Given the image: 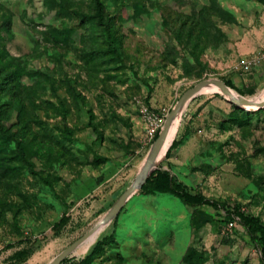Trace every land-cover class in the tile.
I'll return each mask as SVG.
<instances>
[{"label":"rangeland","instance_id":"1","mask_svg":"<svg viewBox=\"0 0 264 264\" xmlns=\"http://www.w3.org/2000/svg\"><path fill=\"white\" fill-rule=\"evenodd\" d=\"M101 1L107 29L93 0H0V264H49L105 216L156 140L148 113L163 126L206 80L246 99L264 91V0ZM230 100L204 93L184 105L153 171L264 222V108ZM227 224L222 208L138 189L62 263L114 231L90 264H261L240 224Z\"/></svg>","mask_w":264,"mask_h":264},{"label":"trees","instance_id":"2","mask_svg":"<svg viewBox=\"0 0 264 264\" xmlns=\"http://www.w3.org/2000/svg\"><path fill=\"white\" fill-rule=\"evenodd\" d=\"M94 10L96 14V19L101 26H105L107 29V23L103 20V4L101 0H93ZM228 85V83L226 84ZM239 112L244 114H251L243 110ZM257 114L262 112V109L256 111ZM158 133L154 138H157ZM174 144L170 147L166 154V158L169 157L171 150L174 148ZM141 191H145L147 194H169L177 199H179L185 206L195 209L203 206H209L217 210L222 208L225 213V217L228 219V223L235 221L239 223L240 226L245 230L248 237L249 243L256 250L259 251L261 256V264H264V222H262L258 217L253 214L243 211L239 205L232 204L231 206L224 204H218L213 201L207 200L201 194H190L186 189L176 181V178L170 173L169 170L162 169V166L158 167L151 175L147 178L146 182L141 188ZM66 224V219L61 218L53 227L54 233L59 232L63 226ZM114 241V231L109 235L105 236L103 239L99 240L91 249L89 254L84 257L81 261L76 264H90L92 258L99 252L100 247L103 244H111ZM28 253H20L19 257L25 258ZM189 255H194V253H189ZM64 264V263H61Z\"/></svg>","mask_w":264,"mask_h":264},{"label":"water","instance_id":"3","mask_svg":"<svg viewBox=\"0 0 264 264\" xmlns=\"http://www.w3.org/2000/svg\"><path fill=\"white\" fill-rule=\"evenodd\" d=\"M215 84L217 87H219L224 94L229 93V88L221 81L212 79V80H206L198 83L191 89H188L181 98L177 101L174 108L170 111V113L166 116L165 122L160 129L158 136L154 143L151 145L148 157L145 163V167L143 168V171L138 173L137 179L133 183L131 187H129L116 201V203L113 205V207L105 214V216L94 225L93 228H91L86 234H84L82 237L77 239L74 243H72L68 248H66L64 251H62L57 257H55L52 261L49 262V264H61L63 260H65L70 254L74 252V250L98 227L101 225L107 224L109 221L113 220L120 210L122 209L123 205L127 202V200L138 190L141 189L144 183L146 182L147 178L151 175L152 171L156 168L155 160L158 155V152L160 150V147L167 135V132L170 127V123L172 118L176 115V113L180 110L181 106L185 104L186 102H189L193 97L197 95V93L206 85L208 84ZM233 104L241 107L244 110L250 111V110H259L264 108V101H257L252 99H246V98H240V99H232L230 100ZM171 146V145H170ZM169 149V148H168ZM167 149V150H168ZM167 152V151H166Z\"/></svg>","mask_w":264,"mask_h":264},{"label":"bare ground","instance_id":"4","mask_svg":"<svg viewBox=\"0 0 264 264\" xmlns=\"http://www.w3.org/2000/svg\"><path fill=\"white\" fill-rule=\"evenodd\" d=\"M223 93V91L217 87L215 84H208L206 86H204L198 93V94H204V93ZM263 93L261 94L260 97L256 98L255 100H259V101H264V91H262ZM225 96H227L228 98H230L231 100L232 99H240L241 97L235 93L234 91L230 90L229 89V93L228 94H224ZM188 102H186L185 104H183L180 108V110L176 113V115L172 118L171 120V123H170V127H169V130L167 132V135L160 147V150L158 152V155L156 157V160H155V163H159L165 156L166 154V151L167 149L170 147L174 137H175V134H176V130H177V127H178V124H179V118H180V115H181V111H182V108L184 105H186ZM148 157V156H147ZM147 160V159H146ZM146 163V161H145ZM145 163L141 166L140 168V171H143V168L145 167ZM112 221V220H111ZM109 221L107 224L105 225H101L100 227H98V229H96L94 232H92L79 246L85 244V245H88L91 241H93L94 239L98 238L99 236H101L102 233H104L106 231V228L108 226V224L111 222ZM83 245V246H85ZM78 246V247H79Z\"/></svg>","mask_w":264,"mask_h":264},{"label":"built area","instance_id":"5","mask_svg":"<svg viewBox=\"0 0 264 264\" xmlns=\"http://www.w3.org/2000/svg\"><path fill=\"white\" fill-rule=\"evenodd\" d=\"M146 122H147V134L149 136L150 139H152L153 137L156 136L157 133H159L160 129L162 128V120H161V117L157 114H154V113H148L146 115ZM236 220L235 221H231L227 224V228L228 229H231L232 227H234L235 223H236Z\"/></svg>","mask_w":264,"mask_h":264},{"label":"crops","instance_id":"6","mask_svg":"<svg viewBox=\"0 0 264 264\" xmlns=\"http://www.w3.org/2000/svg\"><path fill=\"white\" fill-rule=\"evenodd\" d=\"M189 208V207H188Z\"/></svg>","mask_w":264,"mask_h":264}]
</instances>
